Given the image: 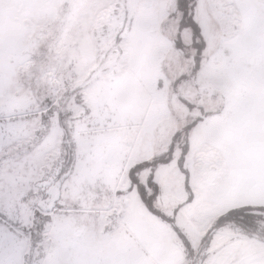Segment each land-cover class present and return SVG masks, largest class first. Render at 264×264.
Here are the masks:
<instances>
[{"label": "snow or ice", "instance_id": "1", "mask_svg": "<svg viewBox=\"0 0 264 264\" xmlns=\"http://www.w3.org/2000/svg\"><path fill=\"white\" fill-rule=\"evenodd\" d=\"M153 14H163L161 34L173 48L192 57L171 86L191 79L194 98L178 99L198 112L167 152L125 157L115 171L108 146L127 119L109 91L119 74L104 77V61L80 45L108 36L119 45ZM181 133L186 197L168 213L157 205L156 174ZM189 152L209 170L201 191L217 202L196 246L177 222L198 196ZM261 216L264 0H0V264H178L158 248L156 219L182 242L185 261L221 264L210 260L212 243L238 226L246 240L223 264H264Z\"/></svg>", "mask_w": 264, "mask_h": 264}, {"label": "rangeland", "instance_id": "2", "mask_svg": "<svg viewBox=\"0 0 264 264\" xmlns=\"http://www.w3.org/2000/svg\"><path fill=\"white\" fill-rule=\"evenodd\" d=\"M162 19L163 14H153L149 20L138 19L119 45L113 43L111 36L99 44L94 39H89L80 45L81 49L86 50L88 59H96L97 63L104 61L107 68L104 77L110 78L114 73L119 74L109 91L117 97L127 119L122 125V135L108 146V152L116 165L115 171L119 170V162L125 157L128 163H132L137 159H151L153 155L169 150L173 135L198 112V109L189 111L178 99L179 96H185L188 100L194 98L195 90L192 88L191 79L181 81L176 91L172 89V81L181 72L190 71L192 57L185 55L186 50L173 48L172 41L161 34ZM171 34L174 35V29ZM45 39L42 38L41 43ZM189 42L186 37V43ZM116 48L123 49L118 58L114 54ZM75 54L73 50L72 55ZM159 81L163 82L160 86ZM201 102L204 101H197ZM210 105L211 101H208L207 106ZM183 143L184 136L181 133L175 141L172 160L161 166L156 174L160 184L157 205L168 213L186 197L184 173L177 166ZM197 156L206 160L207 153L200 152ZM185 166L193 172L192 183L198 196L191 204H185L180 209L177 222L188 234L193 246H196L200 243V236L206 226L214 219L217 202L208 191H201L204 177L209 172L201 159H194L189 152L185 158ZM149 227L164 255L175 258L178 264H194L192 260L185 261L184 245L167 225L156 219L149 222ZM258 229L264 230L263 221ZM237 236L240 238H236ZM245 240L246 237L240 235L239 227L221 230L211 246L217 250L216 256L210 257V260H220L223 264ZM195 264H199L198 259Z\"/></svg>", "mask_w": 264, "mask_h": 264}, {"label": "trees", "instance_id": "3", "mask_svg": "<svg viewBox=\"0 0 264 264\" xmlns=\"http://www.w3.org/2000/svg\"><path fill=\"white\" fill-rule=\"evenodd\" d=\"M167 151H168V150H167ZM167 151H166V152H167ZM261 221L264 222V217H263V216H261V217H259V218L257 219V225H258V227H259ZM237 227H238V226H237Z\"/></svg>", "mask_w": 264, "mask_h": 264}, {"label": "bare ground", "instance_id": "4", "mask_svg": "<svg viewBox=\"0 0 264 264\" xmlns=\"http://www.w3.org/2000/svg\"><path fill=\"white\" fill-rule=\"evenodd\" d=\"M157 50V49H156ZM153 55V54H152Z\"/></svg>", "mask_w": 264, "mask_h": 264}]
</instances>
